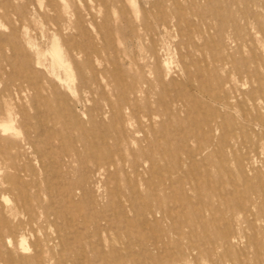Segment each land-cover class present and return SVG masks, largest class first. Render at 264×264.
I'll return each mask as SVG.
<instances>
[{
  "label": "rangeland",
  "instance_id": "obj_1",
  "mask_svg": "<svg viewBox=\"0 0 264 264\" xmlns=\"http://www.w3.org/2000/svg\"><path fill=\"white\" fill-rule=\"evenodd\" d=\"M55 40L72 91L47 72ZM5 100L0 150L28 169L26 201L58 207L36 226L58 259L148 264L167 236L165 264H264V0H0Z\"/></svg>",
  "mask_w": 264,
  "mask_h": 264
},
{
  "label": "bare ground",
  "instance_id": "obj_2",
  "mask_svg": "<svg viewBox=\"0 0 264 264\" xmlns=\"http://www.w3.org/2000/svg\"><path fill=\"white\" fill-rule=\"evenodd\" d=\"M36 55L38 57L36 62L37 67L44 66L42 64V56H45L44 52L38 51ZM47 56L50 58V64L49 68H47V72L51 76L55 77L57 81L62 86H64V88H66L68 91H72L74 75L65 59L61 45L56 40L52 43L50 50L47 51ZM61 69L66 71L67 78L65 81L60 78L58 73V71ZM127 106H129V103H127ZM0 109L2 115L6 116L3 121L4 123L1 125L3 131H14L11 104L5 100L1 104ZM127 109L131 110L130 107L126 108V110ZM111 111L113 114L116 111V113L119 114L120 119H127V113H124V108L117 109L114 106L112 107ZM105 114L106 113L102 114L101 116H97V118L103 119ZM145 118L148 122L152 121V116ZM218 128L220 129V127ZM14 134L17 136L16 133ZM106 160H109L107 161L109 167H106L108 164H105V162L101 161L100 159L97 160L91 158V163L94 166V168L92 167L93 170L91 171V177L93 180H99L105 176H111V170L115 167V161L111 157H107ZM9 161V158L4 156L0 150V165H4V169L8 172L3 180L0 181V202H3V205L0 206V264H21L22 260L24 259H28L32 264H67L66 260H60L57 258L58 254L56 240H59L60 243H63L61 235L57 234L55 238L46 234H42V236H40V233H43V228H36L41 220L43 224H46L48 227L56 226L55 218L59 215L58 207H55L49 203H44L40 200H36L35 204L26 201L22 193V189L20 188L23 174H26L28 169ZM30 172L33 173V170L31 169ZM6 184L13 185L12 187L19 191L21 194L20 201L17 198L10 200L7 197L6 193L9 191V189H7L8 187H5ZM168 190L169 188H166L165 192ZM149 215L154 217L153 213L151 212ZM29 238H32L31 246L28 245ZM226 238H228V235H226ZM190 241L192 245H194V248L190 250V253L201 248L200 243L196 238H192ZM172 243L173 242L171 239L167 236L162 239H154V241L150 243V246L154 251L157 252V254L156 256H151L150 262L148 264H165V261L173 259L174 256H172L171 253L167 251L168 247ZM114 244L119 245L120 243ZM120 246H122V243ZM176 246L180 247L181 245L177 242ZM25 253H30V257L27 258L22 255ZM130 264L142 263L140 261L134 260Z\"/></svg>",
  "mask_w": 264,
  "mask_h": 264
}]
</instances>
